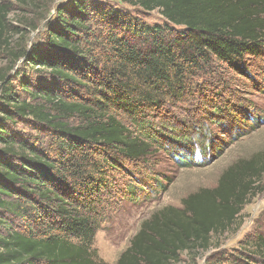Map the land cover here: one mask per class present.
I'll use <instances>...</instances> for the list:
<instances>
[{"label":"trees","instance_id":"1","mask_svg":"<svg viewBox=\"0 0 264 264\" xmlns=\"http://www.w3.org/2000/svg\"><path fill=\"white\" fill-rule=\"evenodd\" d=\"M116 1L135 10L69 0L36 47L13 50L8 35L22 31L0 0V52L11 63L0 69V264H107L96 241L114 201L154 192L131 168L164 147L186 167L206 159L191 126L167 127V107L200 92L210 121L240 124V108H219L198 79H216L218 66L247 75L248 59H264V0ZM153 12L161 23L147 22ZM20 61L31 76L12 74ZM122 175L140 187H121ZM260 193L264 154L238 160L214 188L153 212L115 264H264V232L232 249L222 242Z\"/></svg>","mask_w":264,"mask_h":264},{"label":"rangeland","instance_id":"2","mask_svg":"<svg viewBox=\"0 0 264 264\" xmlns=\"http://www.w3.org/2000/svg\"><path fill=\"white\" fill-rule=\"evenodd\" d=\"M5 1L13 4L10 21L22 31L21 35H8L14 50L20 47L32 49L38 45L47 21L54 16L57 8L64 6L69 0H36L35 3L26 6L14 0ZM95 1L112 4L129 12L135 10L116 0ZM147 17L149 23L162 21L157 12ZM38 27V31L34 32V28ZM247 61V75L227 70L225 66H218L216 79H207L204 74L198 79L199 82L210 81L212 84L210 89L217 93L214 100L219 108L222 110L240 108V114L235 111L237 109L231 111L240 122L236 129L228 126L225 121L219 123L217 119H214L215 121L208 119V113L213 110L207 108L209 112L206 113V109L200 103L202 101L200 92L194 93L193 97L182 101L176 108L167 107V111L165 110V115L168 116L165 119L168 122L167 127L174 125L178 126L176 129H180L182 123L191 126L193 128L191 137H194L200 146L197 152L198 154L201 150L203 154L206 152V159L201 160L200 155H197L191 162H187L189 167H186L187 165L174 160L164 147V150L157 151L149 159L150 165L132 167L131 170L139 178L155 186L154 192L139 203L131 199L114 201V213L110 215V219L97 236L96 248L102 261L115 264L129 247L131 238L137 233L142 222L153 212L166 206L180 207L181 200L190 194L203 188H214L221 175L238 160L264 154V59L250 58ZM10 64L8 53L0 52V69L9 67ZM21 70L27 72L28 76L32 74V70L24 66L23 61L17 63L12 74ZM172 115L178 120H173ZM119 178L121 187L130 185L140 187L139 181L131 175H122ZM240 221L243 223L240 231L222 241L228 249L235 248L247 235L264 232V193H260L245 208ZM199 264H204V259H200Z\"/></svg>","mask_w":264,"mask_h":264}]
</instances>
